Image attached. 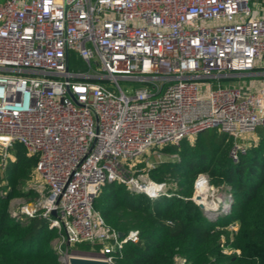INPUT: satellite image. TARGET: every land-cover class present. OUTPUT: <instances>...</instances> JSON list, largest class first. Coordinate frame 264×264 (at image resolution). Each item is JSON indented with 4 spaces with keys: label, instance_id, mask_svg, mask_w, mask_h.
Wrapping results in <instances>:
<instances>
[{
    "label": "built area",
    "instance_id": "obj_1",
    "mask_svg": "<svg viewBox=\"0 0 264 264\" xmlns=\"http://www.w3.org/2000/svg\"><path fill=\"white\" fill-rule=\"evenodd\" d=\"M254 1L0 3V168L17 144L38 157L41 188H28L39 192L35 205L13 214L39 213L57 230L62 264L70 256L116 264L126 243L139 242L137 230L111 227L95 201L110 182L151 199L169 195L166 181L150 176L151 157L168 145L216 128L233 138L238 162L257 143L248 138L264 127V9ZM70 51L86 70L67 66ZM199 175L191 199L205 214L229 213L231 192ZM238 226L229 224L231 239ZM81 242L100 248L77 249Z\"/></svg>",
    "mask_w": 264,
    "mask_h": 264
},
{
    "label": "trees",
    "instance_id": "obj_2",
    "mask_svg": "<svg viewBox=\"0 0 264 264\" xmlns=\"http://www.w3.org/2000/svg\"><path fill=\"white\" fill-rule=\"evenodd\" d=\"M69 58L71 70L87 69L74 51ZM233 143L225 132L210 128L194 139H183L180 146L165 147L178 154L170 175L161 179L158 163L150 176L172 183L169 195L151 199L116 182L103 187L96 210L114 229L140 234L139 242L123 246L116 264H264V127L258 143L238 162L230 156ZM13 151L15 160L0 168V264H62L52 243L57 230L39 213L19 218L11 211V200L25 193L21 186L35 177L38 160L20 144ZM202 173L211 185L227 186L232 194L231 211L214 220L191 199ZM231 222L239 225L232 239ZM75 247L88 252L100 248L86 242ZM225 247L233 251L226 253Z\"/></svg>",
    "mask_w": 264,
    "mask_h": 264
},
{
    "label": "rangeland",
    "instance_id": "obj_3",
    "mask_svg": "<svg viewBox=\"0 0 264 264\" xmlns=\"http://www.w3.org/2000/svg\"><path fill=\"white\" fill-rule=\"evenodd\" d=\"M3 1H5V0H0V3ZM263 14H264V10H263ZM75 70H81L82 71V70H86V69H83V68L78 66V67L72 69V71H75ZM120 83H121L123 88L131 89V87L129 88V82L124 81V80H120ZM261 129L262 128H258L254 133H252L249 136L248 140L252 139L254 143H256V142L258 143V140L260 138V130ZM177 158H178L177 153H172V152H167V151L162 152L161 151V153L159 152V153H156L155 155H153L150 160H152L156 164L160 163L158 174H160L161 179H164L166 176L170 175L169 170L173 168V166H174L173 162H175L177 160ZM153 173L156 174L155 171H153ZM204 175H206V174H204ZM157 179H159V176L157 177ZM39 181H41V180L39 179L38 176L35 175V177L32 180L28 181L25 185L21 186V189L22 190L24 189L25 193H23L22 195H20L18 197H14L11 200V211H12V213L17 214V212L20 209H22L24 206L30 207V206L35 205V199L37 198V195L39 192L32 191L28 188H29V185L33 182L40 189L41 185H40ZM166 183L169 187H170V185L173 186L172 183L170 184L167 181H166ZM213 188H216L217 191L221 194L228 193V190H229V188L227 186H219V187L213 186ZM31 192H34V193H31ZM203 199H205V198H203ZM214 200L215 201L212 202V205H214V204H215V206L216 205H222V202H220V200H217V199H214ZM206 214L210 219L214 220L218 216H221L222 212H217V211L215 212V210H211L210 212H207Z\"/></svg>",
    "mask_w": 264,
    "mask_h": 264
},
{
    "label": "water",
    "instance_id": "obj_4",
    "mask_svg": "<svg viewBox=\"0 0 264 264\" xmlns=\"http://www.w3.org/2000/svg\"><path fill=\"white\" fill-rule=\"evenodd\" d=\"M69 52H67V66L69 67ZM202 207V204H199ZM14 215V214H13ZM67 264H112L110 261L104 258H98L93 256H70Z\"/></svg>",
    "mask_w": 264,
    "mask_h": 264
},
{
    "label": "crops",
    "instance_id": "obj_5",
    "mask_svg": "<svg viewBox=\"0 0 264 264\" xmlns=\"http://www.w3.org/2000/svg\"><path fill=\"white\" fill-rule=\"evenodd\" d=\"M254 6L256 9H264V0H255Z\"/></svg>",
    "mask_w": 264,
    "mask_h": 264
},
{
    "label": "bare ground",
    "instance_id": "obj_6",
    "mask_svg": "<svg viewBox=\"0 0 264 264\" xmlns=\"http://www.w3.org/2000/svg\"><path fill=\"white\" fill-rule=\"evenodd\" d=\"M202 187H205L204 185H202Z\"/></svg>",
    "mask_w": 264,
    "mask_h": 264
}]
</instances>
